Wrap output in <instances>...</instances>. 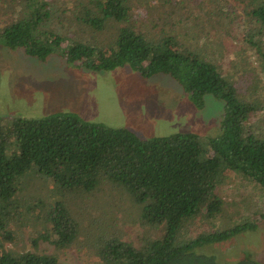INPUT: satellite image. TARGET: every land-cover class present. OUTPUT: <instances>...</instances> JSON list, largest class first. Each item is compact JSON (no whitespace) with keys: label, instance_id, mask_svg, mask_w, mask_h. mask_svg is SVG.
I'll list each match as a JSON object with an SVG mask.
<instances>
[{"label":"trees","instance_id":"1","mask_svg":"<svg viewBox=\"0 0 264 264\" xmlns=\"http://www.w3.org/2000/svg\"><path fill=\"white\" fill-rule=\"evenodd\" d=\"M147 1L155 0H0V46L40 60L59 51L92 71L129 66L143 77L166 74L194 105L212 94L224 107L219 133L205 144L193 133L142 139L69 112L17 118L8 126L0 121V264H62L51 253L6 249L20 227L38 229L39 239L63 250L77 245L84 230L87 237L91 225L115 229L99 234L93 247L104 264H260L248 256L221 262L207 250L257 225L250 217L229 219L219 188L238 174L257 183L264 198V137L249 124L264 110V99L242 100L217 63L165 28L167 16L180 10L177 0H159L163 13ZM194 2L199 7L203 0ZM227 2L242 18L239 39L264 68V0ZM145 14L155 17L150 29ZM225 34L238 38L234 29ZM30 169L51 178L57 200L23 192L17 182ZM104 181L123 186L141 208L142 223L163 224V234L140 246L124 240L120 226L104 215L111 207L91 203Z\"/></svg>","mask_w":264,"mask_h":264},{"label":"rangeland","instance_id":"2","mask_svg":"<svg viewBox=\"0 0 264 264\" xmlns=\"http://www.w3.org/2000/svg\"><path fill=\"white\" fill-rule=\"evenodd\" d=\"M177 1L180 10L170 18L167 16L165 28L186 47L217 63L225 77L236 84L242 100L264 99V68L255 50L239 39L240 14L226 7L227 0H203L199 7L194 0L193 4L190 0ZM147 3L160 13L167 10L159 0ZM146 10L148 7L142 12ZM151 17H145L144 26L149 29L155 23V17ZM48 26L59 32L55 22ZM228 29H234L236 40L226 37ZM231 47H236L234 54ZM58 112L73 113L84 121L111 128H125L142 139L193 133L205 144L219 133L224 107L212 94L204 96L202 106L194 105L184 88L166 74L143 77L129 66L92 71L68 62L59 51L40 60L28 56L23 49L0 46V121L3 126L17 118H43ZM251 117L252 131L264 137V110L255 119ZM14 144L13 139L12 151ZM103 184L99 192L90 196L91 203L111 207L109 215H104L110 224L120 226L124 240L140 246L145 240L157 239L163 234V224L142 223L141 208L123 186L110 181ZM17 185L23 187L24 193L33 192L31 194L45 199L57 200L58 188L51 178L37 176L34 169L22 175ZM219 192L226 201L229 219L250 217L257 225L227 241L210 245L207 251L221 262L234 263L248 256L264 264V198L259 185L241 175L230 174ZM96 215L102 217L92 210V216ZM109 229L115 232L112 226L102 229L100 225H91L88 236L84 230L77 245L57 250L50 242L37 237L38 229L25 226L17 229L13 240L5 246L17 253H51L62 264H104L93 247L97 236Z\"/></svg>","mask_w":264,"mask_h":264}]
</instances>
